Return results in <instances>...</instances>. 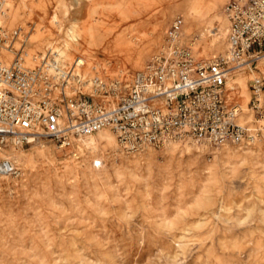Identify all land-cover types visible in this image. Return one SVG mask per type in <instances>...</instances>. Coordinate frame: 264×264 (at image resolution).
Masks as SVG:
<instances>
[{"label":"rangeland","instance_id":"374dc122","mask_svg":"<svg viewBox=\"0 0 264 264\" xmlns=\"http://www.w3.org/2000/svg\"><path fill=\"white\" fill-rule=\"evenodd\" d=\"M227 2L7 0L4 25H37L31 55L56 43L115 78L142 69L179 16L199 58L223 53ZM250 80H234L245 113ZM113 137L97 135L77 157L76 143L47 140L15 154L21 174L0 183V264H264L262 138L133 156Z\"/></svg>","mask_w":264,"mask_h":264},{"label":"built area","instance_id":"2783aa9c","mask_svg":"<svg viewBox=\"0 0 264 264\" xmlns=\"http://www.w3.org/2000/svg\"><path fill=\"white\" fill-rule=\"evenodd\" d=\"M7 5L0 0V183L21 174L16 151L45 140L69 149L103 130L133 156L187 141L264 142V0H228L223 53L199 58L179 16L142 69L115 78L69 61L56 43L31 55L37 25L6 28ZM240 73L251 76L247 113L233 83Z\"/></svg>","mask_w":264,"mask_h":264},{"label":"bare ground","instance_id":"6f19581e","mask_svg":"<svg viewBox=\"0 0 264 264\" xmlns=\"http://www.w3.org/2000/svg\"><path fill=\"white\" fill-rule=\"evenodd\" d=\"M107 67H108V66H107ZM109 67H110V66H109ZM242 74H243V73L237 74L236 77H239V76H241ZM234 80H235V79H234ZM233 83H234V81H233ZM248 98H249V94H248ZM243 107H244V105H243ZM94 135H96V136H97V135H103V136L106 135V136H109L110 139L113 141V143H115V140H114L113 135H112L108 130L100 131V132H98V133H96V134H94ZM94 135H91V136H89V137L83 138V139L78 140V141L76 142V145H78V152L74 155V157H77L79 154H81V153H82V149L88 147L89 144H91V143L93 142L94 138L96 137V136H94ZM103 139H104V137H103ZM171 144H175V143H171ZM171 144H169V145H171ZM194 145H198V144H195V143H194ZM74 146H75V144H74ZM167 146H168V145H167ZM204 147H207V145H204ZM20 151H21V150H20ZM17 152H19V151H16L12 156H13V159H14L17 163H19L18 159L15 157V154H16Z\"/></svg>","mask_w":264,"mask_h":264}]
</instances>
